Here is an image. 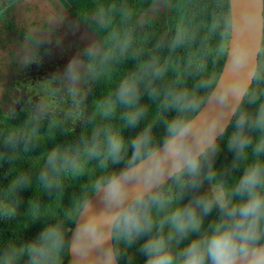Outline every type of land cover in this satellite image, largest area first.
I'll return each mask as SVG.
<instances>
[{
  "label": "trees",
  "instance_id": "16d2710c",
  "mask_svg": "<svg viewBox=\"0 0 264 264\" xmlns=\"http://www.w3.org/2000/svg\"><path fill=\"white\" fill-rule=\"evenodd\" d=\"M163 1L166 12L156 18L150 10L157 0H71L82 12L97 15L93 29L101 42L92 62L93 87L83 102L78 127L57 116L0 114V264H71L70 237L81 209L96 193L98 183L133 167L129 165L131 142L150 129L151 146H162L167 125L176 118L192 120L210 96L227 55L230 1ZM124 81L138 89L139 99L132 108L118 98ZM193 104L195 107H188ZM261 104L264 38L254 84L226 133L200 157L195 178L199 187L192 186L193 177L174 176L150 194L165 201L163 208L149 206L154 221L151 232L129 244L114 230L119 264H145L147 257L141 248L159 234V222L175 208L211 196L209 185L222 188L229 206L241 202L232 192L245 168L257 159L253 148L261 133L249 131L246 125L252 139L245 150L246 160H237L227 145L240 114L247 113L254 120ZM135 109H142L143 115L133 127L127 124L126 113ZM112 134L121 135L125 142L115 163L107 154V137ZM259 160L264 164V153ZM197 212L202 214L199 208ZM220 218L221 209L214 204L203 216L198 233L184 239L173 233L169 248L175 264H181L179 253L192 240L210 233V225ZM47 231H54L56 237L45 240L42 234ZM169 232L165 224V238ZM32 248L38 251L32 252Z\"/></svg>",
  "mask_w": 264,
  "mask_h": 264
},
{
  "label": "clouds",
  "instance_id": "9594fccd",
  "mask_svg": "<svg viewBox=\"0 0 264 264\" xmlns=\"http://www.w3.org/2000/svg\"><path fill=\"white\" fill-rule=\"evenodd\" d=\"M248 59L247 48L237 47L232 55V65L239 70ZM237 90L235 86L232 88L233 93ZM226 95L227 90L221 96V102ZM118 98L121 104L132 108L139 99L135 84L122 82ZM181 110H184L183 105ZM142 115V109L126 113L127 124L136 126ZM246 125L249 131L258 130L261 138L253 148L256 161L245 168L232 192V195L241 198V202L229 206L231 202L224 199V193L221 191L219 195L213 192L211 196L195 198L183 208H175L159 222V234L151 236L142 245L141 251L147 257L145 264H175L176 257L169 248L173 233L180 239L186 238L190 233H198L203 216L212 211L214 204L219 205L221 218L210 225V233L192 240L179 253L182 257L181 264H264V243H261L264 239V164L259 160L260 154L264 153V104H261L254 120L247 113H241L236 121V130L227 146L230 151L235 152L237 160H246L245 150L252 145V139L246 133ZM192 128V120H172L167 125V136L162 146H151L150 129H146L131 142L133 155L129 165L134 167L126 168L96 185V192L103 187V204L116 209L112 217V228L129 244L151 232L154 221L149 210L150 204L158 205L159 208L165 205L164 199L159 195L149 196L145 200L143 188L129 199L131 186L141 183L154 186L167 169L169 174L177 179L186 175L193 177L192 186L199 187L195 178L199 175L201 152L190 142ZM208 135L222 136L223 129L213 122L204 132V136ZM124 149L125 142L121 135L112 134L107 137V154L114 163L118 162ZM208 178L212 179V175ZM197 208L202 214H198ZM165 224L170 228L167 238L163 235ZM86 231L94 241L101 238L99 221L90 220ZM42 236L47 240L49 237H56V233L47 231ZM31 251L38 250L32 248Z\"/></svg>",
  "mask_w": 264,
  "mask_h": 264
},
{
  "label": "flooded vegetation",
  "instance_id": "af4514ba",
  "mask_svg": "<svg viewBox=\"0 0 264 264\" xmlns=\"http://www.w3.org/2000/svg\"><path fill=\"white\" fill-rule=\"evenodd\" d=\"M96 20L71 0H0V114L78 127L101 50Z\"/></svg>",
  "mask_w": 264,
  "mask_h": 264
},
{
  "label": "water",
  "instance_id": "95a60500",
  "mask_svg": "<svg viewBox=\"0 0 264 264\" xmlns=\"http://www.w3.org/2000/svg\"><path fill=\"white\" fill-rule=\"evenodd\" d=\"M231 12V34L225 63L220 77L205 104L192 119L190 142L201 152V156L212 148L221 136H204V132L215 122L223 129V135L230 127L244 99L254 84L259 67V56L264 38V0H229ZM237 47H245L249 59L237 70L232 65V55ZM237 87L233 93L232 88ZM227 90L221 102L220 98ZM200 156V157H201ZM134 167V166H133ZM174 175L166 169L164 175L153 186L136 184L131 186L129 199L144 189V198L169 182ZM103 187L85 204L72 229L69 245L71 264H119L114 246L112 217L116 209L102 202ZM90 220L99 221V241H94L86 228Z\"/></svg>",
  "mask_w": 264,
  "mask_h": 264
},
{
  "label": "rangeland",
  "instance_id": "374dc122",
  "mask_svg": "<svg viewBox=\"0 0 264 264\" xmlns=\"http://www.w3.org/2000/svg\"><path fill=\"white\" fill-rule=\"evenodd\" d=\"M166 9V3L163 0H157L155 5L151 8L150 14L156 18H159L166 12ZM208 190L211 195L213 194V192H215L217 195H219L221 191L224 193L221 187L214 185H209ZM224 199L227 201L225 194Z\"/></svg>",
  "mask_w": 264,
  "mask_h": 264
}]
</instances>
